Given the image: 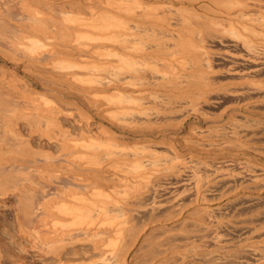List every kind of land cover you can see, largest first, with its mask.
<instances>
[{"label":"bare ground","instance_id":"obj_1","mask_svg":"<svg viewBox=\"0 0 264 264\" xmlns=\"http://www.w3.org/2000/svg\"><path fill=\"white\" fill-rule=\"evenodd\" d=\"M246 1L248 0H63L60 3H55L56 6H59L55 7L59 9H57V11L54 8V3H51L48 0H0V2L4 5L0 6V58H2V63L0 64V200H2L1 198H3L4 196L6 197L7 195L8 197L13 196L14 199L12 200H14V204L12 203V206L15 210L14 221L18 230L17 232H22V237L24 234V236L26 237L25 239H27L29 243L28 246H30V249L31 247L37 248V250L41 249V252L43 251L45 252V254L50 252L49 254L52 253V255L54 254L56 256L55 261L57 260V264H65L66 262L63 263L62 261V259L64 258L61 259L62 255L60 254V251L63 250L62 248L65 247V245H68L67 243L74 244L75 242L77 243L81 241H89L92 242L93 245H91L94 246L93 248H96L94 250H96L97 253L95 258H93L89 262L86 261V264H167L170 262L169 256H167L169 257V259H166V256L162 258V256H164L167 252L165 247H161V244H163V242L161 240L154 239V236V238H150L152 231L154 232L155 230L161 228V226L156 224L157 222L155 221H159L160 219L157 218L158 215L156 216V211L161 206H164L162 205L163 203L157 200L154 201L152 199L150 200V202L148 200V204L146 200H143L145 201L144 205H147L145 207L148 217V221H144V224L149 225H146V228H140V235L135 234L136 228L133 229L134 226L128 223L132 220L131 218L133 217L131 216L132 212L130 213L131 204H133L132 207H134V210H136L137 207L140 208V206H142H138L141 203L140 201L139 204L138 201H135L141 196V194L138 192L136 194L137 197L131 195V198L128 199L127 196H125L124 190L120 193L119 190L122 189L121 186L117 183V179L119 178L116 176L118 173L116 174L115 171L124 170V172L126 173L132 171L133 174L135 173L133 176L131 175L132 181H135L136 184H141L142 189L144 187L143 192L146 191L147 189L145 190V185H147V183H149L156 177L154 176V174L161 171H158L159 169L156 170L154 168L157 172L155 171L156 173L153 174L154 170H149V168L151 169L152 167V164L150 162L156 159H153L155 156L157 157L158 154L160 155V153L162 152L161 158L164 156L163 160L169 163V167H172V169H174L177 164L181 165L180 163L184 162L185 157L181 158L178 154H176L177 151L175 148L174 149L176 152H174V150H171V153L173 151L171 155L166 153L167 150L172 149L171 143L174 141V139H176L174 135H167V132L164 131L166 129V124H171V126L178 125V121L176 119L174 121L172 120V115L180 111L182 112V110L184 111V109L188 108H191L189 109L191 110L190 112H192V110L194 112L196 110V103L198 102H195L194 99L199 97L203 100V102L207 101L209 96L208 93L212 91L219 90L221 92L223 91L224 93L230 92L241 95V97L242 95L248 94L250 92L262 91L264 93V79L260 80L257 78V73H260V70L264 68V59L253 66L245 67L244 69H242V72H239L241 70L236 69L239 74L243 73L240 75V77H238L239 79H232L234 81L236 80V82H232L231 84L221 83V85L213 86V75L215 74L216 69L212 64V54H214V50L210 47L211 42L214 43V41L227 44V47L228 45H230L236 48V46L239 45L240 47H244V50L246 51V53L242 55V50L238 49L240 50L239 53L241 52V55L244 56L245 59H248L252 62L254 60H257L258 57H256V54L254 53L256 48L262 47L263 49L264 47V26L261 27L260 25L256 28V26H254V23H252L253 25L246 24L249 20L246 19L247 22L245 20V24L244 22H241L243 23V25H240L241 23L238 22V25L240 26V28L242 27V29L237 30L236 27H232V24L230 22H226L228 24L230 23L228 25L229 28H231L232 30L234 28L233 32H235V36L233 37L234 39L232 38V42L229 43L225 40L224 34L226 33V31H228V27H223V22L220 26L221 28H225L226 31H224V33L222 32L223 28L220 29V26L219 29H217L216 25V28L213 27L212 24L210 26V22H213V20H204L201 19V17L200 19L198 18L199 16H201H198V14H200L198 13V9H208L209 3L211 2H216V4L220 2L218 6L223 3L224 5H221L223 8L227 7V9H231L232 7L235 8V6L247 4ZM250 1H253L252 5L257 2H254V0ZM259 2L260 0L257 2V4H259ZM65 4L69 5L68 7L74 6L75 8L81 9L82 11H76L75 13H73L68 10L69 8L67 9V11L63 9ZM248 5L250 4L248 3L247 6ZM41 8H44L46 12L47 10H49V12L50 10H53L52 12L54 13L55 10L57 11L55 13L56 15H46L43 12L44 10H42ZM257 8H259V10L261 9L259 6ZM228 10L226 13H229ZM239 12H241V10ZM239 12L235 10L236 14H239ZM261 12L262 11H259V13ZM240 14L241 16H243L242 13ZM230 15L236 17L233 15V13ZM17 16H21L23 21L20 22V20L22 19L20 17L19 20V17ZM261 16L259 17L260 20L258 19L259 21H255L253 19L252 21L250 19V23L255 21L256 24H259L261 20L264 19ZM216 19H214L215 21L213 23L218 24V21H216ZM235 19L233 20L231 18V20H233L237 25ZM260 24L263 25V21ZM233 25L236 26L235 24ZM243 29H247L246 32H251L249 34H253V36H256V38L258 37L257 35H259V39L257 38L258 40H255L251 35V37L247 36L248 34H244ZM104 42H110L111 46L108 45L107 47L104 46L103 48H101L99 45ZM87 43L93 44H91V47L97 53H94L95 55L112 56V69H109L111 71H109L110 76H107L108 78L105 77V75L102 76L100 74H96L98 71L95 72L102 66L101 63H97L94 61H87L88 63H78L77 61L75 62L70 60V58L65 57L58 60H48L49 57L52 58L51 56L54 54L55 56L56 54L67 55V50L73 52L78 48L79 50H82L80 49L81 47H83V49H86V47L88 46ZM91 51L92 50H90L89 53H91ZM225 51L228 53L226 55L229 56H235L236 54L239 55L238 51L236 53V51L234 49H230V47L225 48L224 54L226 53ZM76 54L78 55V53ZM94 54L93 56H95ZM257 55H259V52ZM261 55L263 56V54ZM79 56H77V58ZM222 57L224 58V56ZM230 60H232V58ZM241 62L244 63L243 61ZM255 62L256 61H254V63ZM8 63L10 66L20 67L19 69L23 71L24 74H27L29 77H31V80H36L37 82H39L40 85L37 84L34 87H30L29 85L28 87L25 83L26 81L18 77L16 73L17 71L15 72L13 69L6 66V64ZM246 63L248 62L246 61ZM227 65L229 67L230 63H227ZM74 66L80 68H95V73L90 70L87 75H83V73L80 74L77 73L78 71L75 72L69 69L70 67ZM224 70H227V68ZM227 71H230L231 73V70ZM232 72L235 71L232 70ZM226 80H224V82H226ZM17 82H19V85L22 84L21 86H18V88ZM19 87H23V90L25 92H23V90H20L21 88L19 89ZM37 87L41 89H38ZM19 97L20 99H22L21 101L19 100ZM257 97L258 99H256ZM249 98H251V100L255 99L253 101H257L259 104L260 102L258 100L263 101L264 94L261 93V96L257 95L256 98L254 97L253 99L249 94L248 99ZM248 99L246 98L247 101L240 100V103L245 101L244 106L247 108H245L244 106H242V108L244 107L247 110H249L248 108L252 106V103H255L251 102ZM76 103H79L84 107L85 115H89L90 112H94L95 116L107 120V123L105 124H107L108 126L104 127V131L111 132V135L114 136L115 130L121 133H131L134 136H132L131 139H126L125 137V139L123 138L121 140V137L117 138L119 140L108 139L106 141L101 138L99 140L94 136V138L91 136L89 137V135L87 137V134L85 137L86 132H84L82 129L80 131H83L84 134L79 132V135L77 134L78 136H76V133L74 135V133H71L68 126L65 125L66 123L64 124V118L67 119V111L70 110V108L69 110H67V107L65 106L67 104H72L74 105V107H76ZM240 105L241 104H239V106ZM77 108L78 107H76V109ZM74 110L75 109H73L72 112ZM260 111V113H262V110ZM187 112L188 111H186L184 114L188 115L189 112ZM198 112L199 111L197 109V113ZM77 113L80 114L82 112L77 111ZM202 113L204 114V111H201V114ZM198 114L200 115V113ZM202 116L203 115H201L200 117ZM204 116L207 115L204 114ZM183 117H185V115ZM81 118L83 119V117ZM90 118L91 117H89L88 119ZM170 119L172 120V122L169 121ZM177 119L179 120L178 117ZM21 120H23V122H25L24 124H26L27 126L26 135L24 133L25 131L21 132L20 128L17 125V122ZM238 120L239 119H237V121ZM239 123H241V121ZM101 127L103 129V126ZM187 127L191 130L193 129L192 126ZM195 127L196 125L192 130L193 132H195L194 130L197 129V127ZM174 130H176V128ZM215 130L217 131V129ZM112 132L114 134H112ZM196 132L199 136H201L200 133H204L205 131L199 128ZM250 133L252 134V132ZM106 135H109V133H107ZM203 135L205 137V134ZM234 135L235 133L233 134V136ZM224 136L226 135L224 134ZM197 137L198 136H196V138ZM193 140L196 139L190 140V138H181L180 141H185L184 143H186V141H192L196 144L198 143ZM180 141L177 142L179 143ZM205 142L207 143V141ZM213 143L214 141L212 142V144ZM234 145H236V143ZM156 147H163L164 151H161L162 149L158 150L156 149ZM129 154H131L130 157L132 158V160H129L130 162L127 164V166H123L122 162L125 160H122V158L123 156ZM158 157L159 158L157 159L161 160L160 156ZM186 159H189L191 161L192 154L189 153ZM202 159L203 160L198 159V163L207 164L209 161V158H207L208 160H205V158ZM220 160L222 161V159ZM220 160L218 161L221 162ZM223 161H226V158H224ZM155 162L156 161L152 163L154 164ZM213 162L215 164V161ZM240 162H242L243 166L245 165L247 167H250L253 169V171H255L256 165L253 164L254 162H249L246 159L240 160ZM163 163L164 162H162L161 164ZM209 163L208 166H210ZM147 164H151V166H148ZM182 164L185 165L184 163ZM158 166L160 165L158 164ZM163 169V172H165V169L166 171L168 170L167 167ZM182 169L183 168L181 167V170ZM259 169L260 171H264V169ZM169 171H167L168 173H165L169 174ZM161 174L159 175V177L161 176ZM173 174L171 173V176ZM175 174H178L177 171ZM226 175L228 177V173ZM162 177L163 175L161 176V178ZM261 177V174L256 173L253 174V179L250 177L249 178L252 179V182H255L256 180L258 181V179H260ZM156 180L157 179H155L154 182H156ZM198 180L199 179H197L196 182H198ZM217 180L219 179L217 178ZM152 183L153 182H151V184ZM257 186L259 185L257 184ZM146 187L149 186L147 185ZM156 187H158V185ZM136 188L134 189V191L138 190V188ZM260 188H263V186ZM152 191L153 193H155L154 190ZM155 191L157 192V189ZM147 192H149V189L148 191H146V193ZM179 193H183V191ZM179 193L175 195V198L176 196L181 195ZM9 194L11 196H9ZM195 194L197 193L195 192ZM121 195H124L125 198H122L124 196ZM142 197L143 196H141L140 199H147V196L143 198ZM204 197L206 196H203V198ZM133 198L135 202H133ZM172 198L174 199V197ZM165 203H167V200L164 202V204ZM207 209L208 208L206 206V210ZM170 213H168V215ZM185 218H187V212L183 216V219L178 220L179 222H177L175 225H181L184 222ZM142 224H140V226ZM139 227L137 228L139 229ZM260 228L262 229V226L259 228L257 227L256 230H260ZM146 229H149L148 232H146ZM154 235L156 236V234ZM187 237H189V235ZM166 238H169V236ZM260 238L258 237V239ZM253 239L255 240V238ZM169 240L172 239H168L165 242L167 243ZM245 240L248 241V239L246 238ZM116 242H118L117 246ZM144 242H146L145 249L143 244ZM174 242L175 241H171L170 243L174 244ZM241 242L242 244L244 243L243 241ZM257 242L255 241V243ZM1 244L2 243H0V264H3L6 261V256H8V254L6 256L4 255V250L2 248L4 246H2ZM258 244L259 243L252 244V246L250 247H253V249H257ZM26 246L27 245H25V249H27ZM131 246H133L132 248H134V251ZM247 246H249V244ZM170 247L167 249H172L173 246L171 248ZM262 249L264 251V248ZM249 250L248 252L252 251ZM244 251L247 252L246 249H244ZM186 252L189 251H185V253ZM231 252L229 253L232 254ZM229 253L227 255H229ZM176 254H178L177 251ZM187 254L188 253H186L185 255ZM256 256H258V253L256 254ZM215 259L217 258L215 257ZM238 261L241 263L240 260ZM243 262L245 263V261ZM221 263L222 262H219V264ZM247 263L249 264V262ZM183 264H185V262H183Z\"/></svg>","mask_w":264,"mask_h":264},{"label":"rangeland","instance_id":"obj_2","mask_svg":"<svg viewBox=\"0 0 264 264\" xmlns=\"http://www.w3.org/2000/svg\"><path fill=\"white\" fill-rule=\"evenodd\" d=\"M46 1V0H44ZM50 1L51 3H54V8L55 7H59V6H56L55 3H60L62 2L63 0H48ZM258 2L259 0H254V2ZM247 4L249 3L250 5L247 6V4H242V5H239V6H235L232 7L230 10L226 8H223L221 5H224L223 3H221V5L218 6V4H216V2L214 3H209V8H203V9H198V18L200 19H209V20H213V22L215 21L214 19H216V21H218L217 23L219 24H216V23H213L212 21L210 22V26L212 24L213 27H217V29H219V26L222 25V22H223V27L227 28L228 31L225 30V28H223V33L224 31H226L225 34V40L227 42H232L231 39L235 36V32H233L234 28L236 27L237 30H241L242 27L240 28V26L238 25L239 23L241 22H244L245 24V20L249 19L248 22L246 20V24H251L253 25L252 23H254V26L259 27L261 25V27L264 26V24H260L262 21L264 23V19L261 20V22L259 24H256L255 21H259V17H263L264 18V8L263 5H264V0H260L259 4H257V2L252 5L253 1L251 2L250 0L246 1ZM216 4V5H214ZM262 5V6H261ZM0 6H4L3 3L0 2ZM64 6V5H63ZM67 6V7H66ZM69 5H66L63 7V9L68 10L70 12H73L75 13L76 11L77 12H81L82 10L79 9V8H74L71 6V7H68ZM245 6V7H244ZM260 7L261 9L259 10V8L257 7ZM225 7V6H224ZM223 8V9H222ZM239 8V9H237ZM242 8V9H241ZM42 10H44V8H41ZM58 8H55V10H57ZM214 11H212V10ZM224 9H227L229 11L230 14L235 13V10H237V12H239L241 10V12H239V14H236L234 16L236 17H233L232 15H230L229 13H226L227 10H224ZM47 10V9H46ZM54 10V13L52 12L53 10H47V12L44 10L43 12L46 14V15H54L57 11ZM67 10V11H68ZM75 10V11H73ZM80 10V11H79ZM210 10V11H209ZM239 10V11H238ZM220 11V12H219ZM233 11V12H232ZM259 11H262L261 13H259ZM243 16H241V14ZM228 14V15H227ZM56 15V14H55ZM239 15V16H237ZM229 16V17H228ZM19 17V20H20V17L21 16H17ZM206 17V18H205ZM211 17V18H210ZM225 17V18H224ZM228 17V18H227ZM253 17V18H251ZM258 17V18H257ZM221 18V19H220ZM231 18L234 20L235 18V21L237 22V25L236 23L231 20ZM238 18V20H237ZM22 19V17H21ZM224 19V20H223ZM226 19V20H225ZM228 19V20H227ZM250 19L252 20H255L254 22H251L250 23ZM259 19V20H258ZM231 20V21H230ZM252 20V21H253ZM22 20H20V22H22ZM225 21V22H224ZM226 22H230L232 24V27L233 30L231 28H229V24L226 23ZM239 22V23H238ZM233 24H235L236 26H234ZM227 25V26H226ZM240 25H243V23H241ZM231 26V25H230ZM215 27V28H216ZM22 28V26H21ZM221 26H220V29H222ZM235 29V30H236ZM247 29H243L244 31V34H248L247 36H252L253 39L255 40H258L260 37L259 35H257L258 39L256 38V36H253V34H249L246 32ZM241 31V32H243ZM232 36H231V34ZM229 36L227 37L226 36ZM255 35V34H254ZM250 36V37H251ZM229 38V39H227ZM234 39V38H233ZM217 42V43H216ZM106 43V44H105ZM108 43V44H107ZM88 44V43H87ZM92 44V43H91ZM91 44H88V46L86 47V49L83 47H81L80 49L82 50H79V48L75 51H68L67 50V55L64 56L63 54H55L52 55L50 58L49 57V61L52 60V59H62V58H70V60L72 61H77L78 63H88V62H97V63H101L102 66L97 69L95 72H97L96 74H100L102 76L105 75V77H109L110 76V72L111 70L109 69H112L111 67V62H112V59H111V55H95L97 54L93 48L91 47ZM105 44V45H104ZM111 43L110 42H104L102 44H100L99 46L101 48H103L104 46L107 47L108 45H110ZM93 45V44H92ZM211 48L214 50H212L214 52V54H212V64L214 66V68L216 69V72L215 74L213 75V78H214V85H221L222 84H226V83H232V82H236V80H232V79H239L238 77H240L241 74L243 73H240L239 72H242V69H244L245 67H250V66H253L257 63H259L261 60H263L264 58V47L262 49V47H257L256 48V52L254 51V53L256 54L255 56L257 57V60H254L256 61L254 63V61H250L248 59H245L244 55L246 53V51L244 50V47H240L239 45L235 47L233 46H230L228 45V47H230V49H234L237 53H239L240 50H242V55H241V52L239 53V55H232V56H229V55H226L228 54L226 51V53L224 54V50L225 48H228L226 45L227 44H223V43H220L218 41H214L211 42L210 44ZM111 46V45H110ZM226 46V47H225ZM1 47V46H0ZM91 49H90V48ZM224 47V49H223ZM88 48V49H87ZM215 48V49H214ZM222 48V49H221ZM219 49V50H218ZM240 49V50H238ZM91 51V53H89ZM217 50V51H215ZM259 50V51H257ZM218 51H221V52H218ZM223 51V52H222ZM244 51V52H243ZM263 51V52H262ZM72 52V53H71ZM80 52V53H79ZM259 52V55H257ZM74 53V54H73ZM78 53V55L76 54ZM83 53V54H81ZM96 56H93V54ZM219 56H218V54ZM89 54V55H88ZM222 54V55H221ZM224 54V55H223ZM263 54V56L261 55ZM63 55V56H62ZM80 55V56H79ZM82 55V56H81ZM221 55V56H220ZM69 56V57H68ZM77 56H79L77 58ZM86 56V57H84ZM89 56V57H88ZM224 56V58L222 57ZM226 56V58H225ZM229 56V57H228ZM242 56V57H241ZM1 57V56H0ZM55 57V58H54ZM81 57V58H80ZM244 57V58H243ZM92 58V59H91ZM232 58V60H230ZM260 58V59H259ZM236 60V61H235ZM243 61L244 63H241L239 62ZM88 61V62H87ZM238 61V62H237ZM246 61L249 63H246ZM110 62V63H109ZM233 64H232V63ZM2 63V58H0V64ZM225 63V64H224ZM227 63L229 65H227ZM234 63H235V66H234ZM110 64V65H109ZM232 64V65H231ZM223 65V66H222ZM6 66L8 68H11L13 69L18 77L22 78L24 81H26V85L29 87H34L35 85L39 84V82H37L36 80H31L32 78L29 77L27 74H24L23 71H21L19 68L20 67H13V66H10L9 63L6 64ZM110 66V68H109ZM217 66V67H215ZM224 66H227V67H224ZM233 66V67H232ZM220 67V68H219ZM222 67V69H221ZM232 67V68H230ZM108 68V69H107ZM219 68V69H218ZM227 70H231V73L230 71H227V70H224L226 69ZM234 68V69H233ZM69 69H71L72 71H78L77 73H80L83 75H87L90 70L94 72L95 68H89V67H77V66H74V67H70ZM74 69H77V70H74ZM89 69V70H88ZM241 70V71H237V70ZM88 70V72H87ZM107 70V71H106ZM220 70V71H219ZM235 71V72H232ZM84 71V72H83ZM86 71V72H85ZM219 71V73H218ZM94 72V73H95ZM237 72V73H236ZM262 72V73H261ZM264 68H262L260 70V73L258 72L256 75H257V78L258 79H264ZM105 73V74H104ZM108 73V74H107ZM263 76V78H262ZM28 77V78H27ZM107 77V78H108ZM237 77V78H236ZM256 77V76H255ZM261 77V78H259ZM217 80H216V79ZM231 80H229V79ZM256 78V79H257ZM7 79V78H5ZM21 79V80H22ZM221 79V80H220ZM228 81H227V80ZM224 80H226V82H224ZM216 81V82H215ZM222 81V82H221ZM33 82V83H32ZM220 82V84H219ZM19 82H17V88L18 86H21L18 84ZM217 83V84H216ZM228 84V85H230ZM40 85V84H39ZM21 87H19L20 89ZM38 89H41L39 87H37ZM24 88L22 87L20 90H23ZM23 92H25L23 90ZM27 92V91H26ZM223 92V91H222ZM221 91H212V92H209V96H208V99L207 101H204L201 99V98H195L194 101H198L196 103V110L193 112H190L191 108H188V109H184V111L182 110V112H177L175 113L174 115H172V120L174 121L175 119L178 121L176 126H171V124H166L165 127L166 129L164 130L165 132H167V135L168 134H171V135H174L176 137V139H174V141L171 143V148L172 149H169L166 151V153L168 154H172L170 152L171 150H174V152H176V154H178L181 158L185 157L184 159V163L185 165H183L182 163H180L181 165L177 164L176 167L174 169H172V167H169V163L165 162L163 160L164 156L161 158V153L160 155L158 154V156H160L161 160L157 159L159 158L158 156L154 157L153 159H155L154 161H156L154 164L152 162H150L152 164V167L151 169L149 168V170H154L153 171V174L156 173L158 171L160 172H157L159 174H154V176H156L154 179H152L149 183H147V185L149 187H146L147 185H145V190L148 191L149 189V192L146 193V191L143 192L144 190V187L142 189V185L141 184H136L135 181H132V176L135 174L132 173V171H129V173H126L124 172V170H116L115 173L117 174L116 176L119 178L117 179V183L121 186V189L122 190H119V192L121 193V191H125V196H127L128 199L131 198V195L132 196H136V194L139 192L141 194V196L145 197L147 196L146 198L147 199H140L137 198L135 201H138V204H139V201L141 202L138 206L140 205H144L145 201L143 200H146V202H150V200H157L161 203H163L162 205H164L163 207L161 206L159 209H157L156 211V216L157 218H160L159 221L156 220L155 222H157L156 224H158L159 226H161V230L160 229H157L155 230L154 232L152 231V234L150 235L151 237L150 238H154V239H158V240H161L163 242V244H161L160 246L161 247H165L166 248V253L163 257H165L166 259H169L170 257V262L167 263V264H183V262H185V264H219V262H222L221 264H239L240 262L238 260L241 261L240 264H248L247 262H249V264H264V251L262 248H264V241H263V238H264V231H263V228H264V171H260L259 168L261 169H264V99L263 101L261 100H258L260 103L258 104L257 101H253L255 99H253L254 97L256 98V96H261V93L264 94L262 91H256V92H250L248 94H244L242 95H238V94H234V93H230V92H223L222 93ZM214 93V94H213ZM217 93V94H216ZM233 94V95H231ZM249 94H250V97H252L253 100H251V98L248 99L249 97ZM252 94V95H251ZM257 94V95H256ZM246 95V96H245ZM254 96V97H253ZM214 98V99H213ZM245 98V99H244ZM246 98L248 100H250L251 102H255V103H252V106H250V108H248L249 110L245 109L247 107L244 106V102L247 101ZM76 99V98H75ZM199 99V100H198ZM216 99V100H215ZM258 99V97L256 98ZM262 99V98H260ZM19 100L21 101L22 99H20L19 97ZM237 100V101H236ZM240 100L243 101L245 100L244 102H241L240 103ZM209 101V102H208ZM104 102V101H103ZM203 102V103H202ZM208 102V103H207ZM232 102V103H231ZM262 102V103H261ZM200 103V104H199ZM207 103V104H206ZM235 103V104H233ZM198 104V105H197ZM239 104H241L239 106ZM238 105V106H237ZM76 107H78L76 109V107H74V105L72 104H67L65 107H67L66 109L70 110L67 111V119L64 118V124L66 126H68L69 130L71 131V133H76V136L79 135V132L80 133H85V137H86V134H87V137L89 135V137H95L97 139L100 140L101 139H104V140H119L117 138H121V140L125 137L126 139H131L132 135L131 133H121V132H118V131H115L114 129V132L115 134L112 132V134H114L115 138L113 135H111V132L109 131H104V127L105 126H108L107 124V120L105 119H102L100 117H97L94 115V112H90L89 115H85L84 113V107L79 104V103H76L75 105ZM242 106H244L242 108ZM254 106V107H253ZM253 107V108H252ZM75 109L73 112L72 110ZM83 109V110H82ZM197 109H198V113H200V115L197 113ZM258 109V110H257ZM262 110V113H260ZM76 111V112H75ZM78 112H82V113H77ZM186 111H188V115L184 114ZM201 111L203 112L204 111V114L207 115V116H204V114L202 113L201 114ZM71 113V114H70ZM221 113V114H220ZM241 113V114H240ZM79 114V115H78ZM84 114V115H83ZM180 114V115H179ZM183 114V115H182ZM234 114V115H233ZM83 115V116H82ZM185 115V117H183ZM199 115V116H198ZM201 115H203L202 117H200ZM72 116V117H71ZM83 117V120L81 117ZM91 117L90 119H88L87 117ZM93 116V117H92ZM174 116V117H173ZM180 116V117H179ZM183 119H182V117ZM187 116V117H186ZM221 116V117H220ZM235 116V118H234ZM243 116V117H242ZM79 117V118H78ZM176 117V118H175ZM177 117L179 118V120L177 119ZM204 117V119H203ZM206 117V118H205ZM211 117V118H210ZM81 118V119H80ZM185 118V119H184ZM234 121H233V119ZM246 118V119H244ZM66 119V120H65ZM73 119V120H72ZM75 119V120H74ZM169 120L170 122H172V120ZM203 119V120H202ZM237 119H239L241 121V123H239L240 121ZM79 123H77L76 122ZM81 120V121H80ZM103 120V121H102ZM253 120V121H252ZM263 120V121H262ZM75 121V123H74ZM88 121V122H87ZM243 121V122H242ZM246 123H245V122ZM258 121V122H257ZM261 121V123H260ZM87 122V123H86ZM100 122V123H99ZM104 122V123H103ZM235 122V123H234ZM25 122H23V120L21 121H18L17 122V125L18 127L20 128L21 132H24L25 135L27 133V126L26 124H24ZM98 123V125H97ZM183 123V124H182ZM253 123V124H251ZM24 126H23V125ZM193 124V125H192ZM235 124V125H234ZM238 124V125H237ZM240 124V126H239ZM243 124V125H242ZM73 125V126H72ZM85 125V126H84ZM100 125V126H99ZM196 125L197 129H202L203 131H205L204 133H200L201 136L198 135V133L196 132L197 129H195L193 132L192 130L194 129V126ZM224 125V126H223ZM88 128H87V127ZM103 126V129L102 127ZM187 126H192L193 129H189ZM242 126V127H241ZM245 126V127H244ZM248 126V127H247ZM22 127V128H21ZM76 127V128H75ZM79 127V128H78ZM81 127V128H80ZM178 127V128H177ZM195 127V128H196ZM199 127V128H198ZM202 127V128H201ZM208 127V128H207ZM216 127V128H215ZM236 127V128H235ZM24 128V129H23ZM85 128V129H84ZM176 128V130H174ZM188 128V129H187ZM207 128V130H206ZM226 128V129H223ZM235 130H233V129ZM252 128V129H251ZM75 131H74V130ZM83 130L82 132L80 130ZM88 129V130H87ZM179 129V130H178ZM209 129V130H208ZM217 129V131L215 130ZM229 129V130H228ZM232 129V130H231ZM23 130V131H22ZM188 130H191V131H188ZM221 130V131H219ZM243 130V131H242ZM245 130V131H244ZM186 131V132H185ZM188 131V132H187ZM209 133H208V132ZM93 134H91V133ZM109 133L110 136L113 137H110L109 135H106L107 133ZM172 132H175V133H172ZM192 132V133H191ZM207 132V133H206ZM232 132V133H231ZM252 132V134L250 133ZM23 133V134H24ZM120 133V134H119ZM212 133V134H211ZM227 136V133H228V136H224V134ZM235 133V135L233 136V134ZM78 134V135H77ZM91 134V135H90ZM205 134V137L204 135ZM211 134V136H210ZM231 134V135H229ZM104 135V136H103ZM117 135V136H116ZM195 135V136H193ZM209 135V136H208ZM120 136V137H119ZM130 136V138H129ZM196 136H198L196 138ZM203 136V137H202ZM245 136V137H244ZM93 137V138H94ZM209 137V138H208ZM230 137V138H229ZM106 138V139H105ZM111 138V139H110ZM181 138H190L191 139H196V140H193V141H196L198 142L197 144L195 142H192V141H186V143H184L185 141H180ZM206 138V139H205ZM211 138V140H210ZM238 138V139H237ZM231 139V140H230ZM198 140V141H197ZM207 141V143L205 141ZM210 140V141H208ZM228 140V141H227ZM242 140V141H241ZM177 141H180L179 143ZM203 141V143H202ZM214 141V143L212 144V142ZM218 141V142H217ZM220 141V142H219ZM225 141V142H224ZM230 141V142H229ZM235 141V142H234ZM176 142V143H175ZM187 142H190V143H187ZM209 142V144H208ZM184 143V144H183ZM194 143V144H193ZM202 143V145H201ZM236 143V145L234 144ZM182 144V145H181ZM212 144V145H210ZM220 144V146H219ZM238 144V145H237ZM196 145V146H195ZM198 145V146H197ZM201 145V146H200ZM208 145V146H207ZM233 145V146H232ZM174 146V147H173ZM188 146V147H187ZM191 146V147H190ZM206 146V148H205ZM217 146V147H216ZM236 146V147H234ZM193 147V148H192ZM176 151H175V149ZM156 149L158 150H161V151H164V148L163 147H156ZM199 149V150H198ZM202 149V150H201ZM207 149V150H206ZM216 149V150H215ZM211 150V151H210ZM221 150V151H220ZM228 150V151H227ZM235 150V151H234ZM252 150V151H251ZM233 151V152H232ZM165 153V152H164ZM165 153V154H166ZM192 154V159L195 160L193 161L191 159V161L189 159H186L188 154ZM187 155V156H186ZM126 156V157H125ZM123 156L122 160H125L123 161L122 165H126L132 160V158L130 157L131 154L129 155H125ZM126 158H130V159H126ZM202 158H205V160L207 158H209V162L212 163H209L210 166H208V163L207 164H200L198 163V159L199 160H203ZM226 158V161H223V159ZM197 159V160H196ZM212 161H211V160ZM222 159V161L220 160ZM228 159V161H227ZM247 160L249 162H254L253 164L256 165V168H255V171H253L252 168L250 167H247V166H243L242 162H240V160ZM121 160V161H122ZM130 160V161H129ZM159 160V161H158ZM163 160V161H162ZM189 160V161H188ZM208 160V159H207ZM218 160H220L221 162H219ZM239 160V161H237ZM149 161V160H147ZM188 161V162H186ZM215 161V164L214 162ZM160 162V163H159ZM162 162H164L163 164H161ZM228 162V163H226ZM230 162V163H229ZM232 162V163H231ZM126 163V164H125ZM188 163V164H186ZM151 164H147L148 166H151ZM158 164L160 166H158ZM194 164V165H193ZM217 164V165H216ZM221 164V165H220ZM258 164V165H257ZM155 165V166H153ZM164 165V166H163ZM184 167H183V166ZM189 165V166H188ZM205 165V166H204ZM207 165V166H206ZM163 166V167H161ZM181 166L183 169L181 170ZM188 166V167H187ZM203 166V167H202ZM261 166V167H260ZM161 167V168H160ZM167 167V171H169V174H167L168 172L166 171L165 169V172L163 168H166ZM174 167V166H173ZM198 167V168H197ZM216 167V168H214ZM156 170H155V169ZM182 171H180L179 170ZM186 168V169H185ZM195 168V169H194ZM222 168V169H220ZM247 168V169H246ZM192 169V170H191ZM198 169V170H197ZM209 169V170H208ZM227 169V170H226ZM252 169V171H251ZM163 170V171H162ZM194 170V171H193ZM196 170V171H195ZM202 172H201V171ZM212 170V171H211ZM259 170V171H258ZM156 171V172H155ZM172 171V172H171ZM177 173L178 174H175L174 173ZM219 171V172H218ZM162 172V174H161ZM189 172V173H188ZM218 174H217V173ZM231 172V173H230ZM171 173L174 175L171 176ZM183 173V174H182ZM191 173V174H190ZM228 173V177L226 174ZM237 173H241V174H237ZM261 174V178L258 179V181L256 180L255 182H252V179H253V174ZM161 174V176L163 175V177L161 178V176L159 177V175ZM168 175V176H165V175ZM196 174V175H195ZM215 174V175H214ZM125 175V176H124ZM132 175V176H131ZM158 175V176H157ZM185 175H186V178H185ZM192 175V176H191ZM195 175V176H194ZM214 175V176H213ZM231 175V176H230ZM127 176V177H126ZM181 176V177H180ZM191 176V177H190ZM194 176V177H193ZM252 176V177H251ZM130 177V178H129ZM159 177V178H157ZM166 177V178H165ZM168 177V178H167ZM175 177V178H174ZM222 177V178H221ZM224 177V178H223ZM252 179H250V178ZM126 178V179H125ZM195 178V179H194ZM213 179V180H210V179ZM217 178L219 180H217ZM221 178V179H220ZM249 178V179H248ZM156 180V182H154V180ZM189 179V181H188ZM198 180V182H196ZM207 179V180H206ZM227 179V180H226ZM229 179V180H228ZM123 180V181H122ZM158 180H161V181H158ZM185 182L188 181V182ZM231 180V181H230ZM240 180V182H239ZM248 180V181H247ZM200 181V182H199ZM217 181V182H215ZM245 181V182H244ZM151 182H153L151 184ZM160 182V183H159ZM195 182V183H194ZM206 182V183H205ZM213 182V183H211ZM230 182V183H229ZM167 183V184H166ZM239 183V184H238ZM242 183V184H241ZM129 186H127V185ZM131 186H130V185ZM163 186H161V185ZM165 184H166V187H165ZM196 186H195V185ZM209 184V185H208ZM212 184V185H210ZM257 184L259 186H257ZM158 185V187H154V186ZM208 185V186H207ZM217 185V186H216ZM241 185V186H240ZM123 186V187H122ZM169 186V187H168ZM208 188H207V187ZM226 186V187H225ZM263 188H260L262 187ZM126 187V188H125ZM137 187L138 190L135 192L134 189ZM195 187V188H194ZM219 187V188H218ZM223 187V188H222ZM225 187V189H224ZM134 188V189H133ZM136 188V189H137ZM235 188V189H234ZM242 188V189H241ZM259 188V189H258ZM157 189V192L155 191ZM167 189V190H166ZM186 189V190H185ZM205 189V190H204ZM224 191H223V190ZM237 189V190H236ZM253 189V190H252ZM129 190V191H128ZM155 193H153V191ZM160 190V191H159ZM172 190V191H171ZM182 190L183 193H179V192H182L180 191ZM196 190V191H195ZM201 190V191H200ZM222 190V191H221ZM227 190V192H226ZM260 190V191H259ZM128 191V192H127ZM144 193V194H142ZM151 191V192H150ZM159 191V192H158ZM171 193H170V192ZM175 191V192H174ZM188 191V192H187ZM190 191V192H189ZM195 191L197 194H195ZM219 191V192H218ZM134 192V194H133ZM168 192V193H167ZM202 192V193H201ZM222 192V193H221ZM226 192V193H225ZM128 193V194H127ZM132 193V194H131ZM160 193V194H159ZM177 193L181 194L179 197L176 196L175 198V195H177ZM194 193V194H193ZM224 193V194H223ZM150 194V195H149ZM172 194V195H171ZM201 194H204V195H201ZM130 195V196H129ZM152 195V196H151ZM167 195V196H166ZM196 195V196H195ZM9 196H11L9 194ZM121 196H124V195H121ZM122 197V198H125ZM129 196V197H128ZM156 196V197H155ZM159 196V197H158ZM203 196H206L203 198ZM8 199H7V198ZM4 196L3 198H1L2 200H0V243H2L1 245L4 246L2 247L3 250H4V255L6 256L8 254V256H6V261L3 263V264H55L56 261H55V258L56 256L49 254V253H46L45 252H41V249H38L37 248H33L31 247V249L29 248L30 246L27 239H25L26 237L24 236L23 234V237H22V232H17V228H16V225H15V221H14V208L12 206V203L14 204V199L13 196L11 197H8L7 196ZM137 197V196H136ZM142 197V198H143ZM168 197V199H167ZM174 197V199L172 198ZM201 197V198H199ZM245 197V198H244ZM244 198V199H243ZM253 198V199H252ZM4 199V200H3ZM163 199V200H162ZM173 199V200H172ZM176 199V200H175ZM204 199V200H202ZM228 199V200H227ZM161 200V201H160ZM167 200V203L164 204V202ZM171 204H170V202ZM175 200V201H174ZM194 200V201H193ZM237 202H236V201ZM239 200V201H238ZM12 201V202H11ZM134 201V198H133V202ZM198 201V202H197ZM244 201V202H243ZM132 202V203H133ZM148 202V204H149ZM11 203V204H10ZM225 205H224V204ZM228 203V204H227ZM235 203V204H234ZM136 204V203H135ZM147 204V203H146ZM167 204V205H166ZM220 204V205H219ZM232 204V205H230ZM237 204V205H236ZM239 204V205H238ZM171 205V207H170ZM173 205V206H172ZM218 205V206H217ZM133 204H131V216H133L131 219V221L128 223V224H132L133 229L136 230V233L135 234H139L140 235V228L142 227H145L146 225L148 226L149 224H144L145 222L144 221H148V217H147V211H146V207L147 205H144L143 207L140 206V208H136V210H134L132 207ZM135 206V205H134ZM137 206V205H136ZM179 206V208H178ZM182 208H181V207ZM206 206H207V210H206ZM220 206V207H219ZM237 208H236V207ZM166 207V208H165ZM170 207V208H169ZM174 207V209H173ZM176 207V208H175ZM210 207V209H209ZM212 207V208H211ZM214 207V208H213ZM219 207V208H218ZM143 208V209H141ZM198 208V209H197ZM138 209V210H137ZM167 209V210H165ZM174 211H173V210ZM176 209V210H175ZM141 212H140V211ZM169 210V211H168ZM178 210V211H177ZM203 210V212H202ZM209 210V211H208ZM136 211V212H135ZM145 211V212H144ZM201 211V213H200ZM262 211V212H261ZM135 212V213H134ZM144 212V213H143ZM161 212V213H160ZM165 212V213H164ZM167 212V213H166ZM171 212V213H170ZM187 212V218H185L184 222L180 225H175L177 222H179L178 220H182L183 219V216L186 214ZM207 214H206V213ZM209 212V213H208ZM159 213V214H158ZM168 213L170 214L168 215ZM199 213V214H198ZM256 213V215H255ZM146 214V215H145ZM161 214V215H160ZM164 214V216H163ZM177 216H176V215ZM197 214V215H196ZM201 214V216H200ZM240 214V215H239ZM167 215V216H165ZM179 215V216H178ZM200 217H199V216ZM204 215V216H203ZM155 216V215H154ZM155 216V217H156ZM169 216V217H168ZM198 216V217H197ZM206 216V217H205ZM244 216V217H243ZM247 216V217H246ZM249 216V217H248ZM255 216V218H254ZM169 219H168V218ZM178 217V218H177ZM203 217V218H202ZM167 218V219H166ZM202 218V219H201ZM120 219V218H118ZM191 219V220H190ZM163 220V221H162ZM193 220V221H192ZM206 220V221H205ZM209 220V221H207ZM210 220H211V223H210ZM223 220V221H222ZM162 221V222H161ZM206 223H205V222ZM246 221V222H245ZM255 221V222H254ZM187 222V224H186ZM196 222V223H195ZM198 222V223H197ZM208 222V223H207ZM229 224H228V223ZM250 222V223H249ZM143 223V224H142ZM174 225H173V224ZM201 225H200V224ZM204 223V224H203ZM226 223V224H225ZM260 223V224H259ZM127 224V225H128ZM140 224H142L140 226ZM170 224V225H169ZM199 224V226H198ZM207 224V225H206ZM259 224V225H258ZM170 227H169V226ZM194 225V226H193ZM203 225V226H202ZM217 225V226H216ZM236 225V226H235ZM140 226V227H139ZM146 226V227H147ZM152 226V225H151ZM150 226V227H151ZM174 226V227H173ZM177 226V227H175ZM184 226V228H183ZM206 226V228H205ZM238 226V227H237ZM262 226V229L260 228V231L259 229H257V227H261ZM139 227V229L137 228ZM145 227V228H146ZM163 227V228H162ZM229 227V228H228ZM169 228V230H168ZM174 228V229H173ZM200 228V229H199ZM209 228V229H208ZM139 231H138V230ZM163 229V230H162ZM165 229H166V232H165ZM180 229V230H179ZM191 229V231H190ZM148 232L149 229H146ZM160 230V231H159ZM214 230V231H213ZM194 231V232H192ZM198 231V232H197ZM208 231V232H207ZM216 231V232H215ZM252 231V232H251ZM257 231V232H256ZM164 234H163V233ZM178 232V233H177ZM261 232V233H260ZM151 233V232H150ZM175 233V234H174ZM186 233V234H185ZM192 233V234H191ZM204 233V234H203ZM217 233V234H216ZM263 233V234H262ZM156 234V236L154 235ZM194 234V235H193ZM206 234V235H205ZM262 234V235H261ZM21 237H20V236ZM164 235V237H163ZM189 235V237H187ZM221 235V236H220ZM254 235V236H253ZM154 236V237H153ZM169 238H166L168 237ZM174 236V237H173ZM247 236V237H246ZM172 237V238H171ZM252 237V238H251ZM258 237L260 239H258ZM160 238V239H159ZM181 238V239H180ZM190 238V240H189ZM219 238V239H218ZM221 238V240H220ZM248 239L247 240H245ZM255 238V240L253 239ZM257 238V239H256ZM168 239H172V240H169L167 243L165 241H167ZM176 239V240H175ZM217 241H215V240ZM250 239V240H249ZM183 240V241H182ZM220 240V241H219ZM118 241V240H117ZM171 241H175L174 244L173 243H170ZM220 243H219V242ZM230 241V242H229ZM241 241H243L244 243L242 244V242L240 243ZM255 241L257 243H259L257 246L258 248L257 249H253V247H250L252 246V244H257L255 243ZM263 241V242H262ZM165 242V243H164ZM226 242V243H225ZM229 242V243H228ZM239 242V243H238ZM262 242V243H261ZM28 243V244H27ZM117 243L116 242V246H117ZM170 243V244H169ZM214 243V244H213ZM218 243V244H217ZM223 243V244H222ZM252 243V244H251ZM68 245H65V247H63L62 251H60V254L62 255L61 259L64 262L66 263H70V264H81V263H87L89 261H91L93 258H95L96 256V253L97 251L94 250L96 248H93L94 246H92V242H89V241H81V242H75L74 244L73 243H67ZM92 244V245H91ZM144 244V249L146 248L145 247V244L146 242L143 243ZM173 244V245H172ZM217 244V246H216ZM221 244V245H219ZM242 244V245H241ZM249 244V246H247ZM251 244V245H250ZM25 245L27 249H25ZM134 245V244H133ZM173 247H172V246ZM177 245V246H176ZM219 245V246H218ZM225 245V246H224ZM230 245V246H229ZM235 245V246H234ZM24 246V247H23ZM172 247V249H167L169 247ZM214 246V247H213ZM222 246V247H221ZM133 246H131L132 248ZM170 247V248H171ZM218 247V248H217ZM222 249H221V248ZM241 249H240V248ZM246 247V248H244ZM250 251L249 250V248ZM136 248V247H135ZM175 251H174V249ZM220 248V249H219ZM247 250L244 251V249ZM34 249V251H33ZM36 249V250H35ZM133 251H134V248H132ZM230 249V250H229ZM232 249V250H231ZM237 249V250H236ZM40 250V251H39ZM98 250V249H97ZM244 252H243V251ZM248 250L250 252H248ZM176 251L178 254H176ZM185 251H189V252H186L188 253L187 255H185ZM191 251V252H190ZM210 251V252H209ZM226 251V252H225ZM233 251V252H231ZM255 251V252H254ZM257 251V252H256ZM41 252V254H40ZM175 252V253H174ZM229 252H231L232 254H230ZM260 252V253H259ZM63 253V254H62ZM168 253V254H167ZM174 253V254H173ZM185 253V254H183ZM191 253V254H190ZM200 253V254H199ZM217 253V254H215ZM226 253V254H225ZM229 253V255H227ZM236 253V254H235ZM258 253V256H256V254ZM262 253V255H261ZM176 254V255H175ZM205 254V255H204ZM243 254V255H241ZM143 255V253H142ZM174 255V256H173ZM179 255V256H178ZM183 255V256H181ZM192 255V256H190ZM216 255V256H215ZM220 255V256H218ZM70 256V258H69ZM141 256V255H139ZM169 256V257H167ZM181 256V257H180ZM189 256V257H188ZM194 256V257H193ZM207 256V257H206ZM209 256V257H208ZM234 256V257H233ZM247 256V257H246ZM256 256V257H255ZM260 256V257H259ZM17 257V258H16ZM69 260H68V258ZM184 259H183V258ZM189 259H188V258ZM203 257V258H202ZM215 257L217 259H215ZM227 259H226V258ZM242 257V258H241ZM246 257V258H245ZM8 258V259H7ZM139 258V257H138ZM215 260H214V259ZM219 258V259H218ZM237 258V260H236ZM241 258V259H240ZM256 260H255V259ZM201 259V260H200ZM245 259V260H244ZM247 259V260H246ZM181 260V261H180ZM204 260V261H203ZM208 260V261H207ZM210 260V261H209ZM212 260V261H211ZM61 261V260H60ZM61 261V262H62ZM87 261V262H86ZM172 261V262H171ZM174 261V263H173ZM216 261V262H215ZM245 261V263L243 262ZM60 262V263H61ZM72 262V263H71ZM204 262V263H203ZM214 262V263H213ZM59 263V261H58ZM65 263V264H66ZM68 263V264H69ZM57 264V263H56Z\"/></svg>","mask_w":264,"mask_h":264}]
</instances>
